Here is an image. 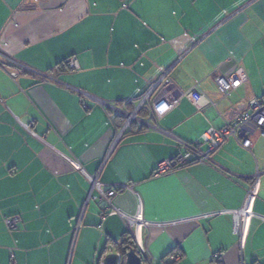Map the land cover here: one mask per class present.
Instances as JSON below:
<instances>
[{
  "label": "crops",
  "instance_id": "crops-1",
  "mask_svg": "<svg viewBox=\"0 0 264 264\" xmlns=\"http://www.w3.org/2000/svg\"><path fill=\"white\" fill-rule=\"evenodd\" d=\"M6 58L52 79H12ZM238 69L246 80L224 95L214 78ZM195 86L199 102L186 96ZM263 94L264 0H0V264H102L128 232L63 156L98 173L103 189L135 185L112 204L151 222L141 236L154 264H264L258 133L250 150L229 138L208 161L153 176L181 143L207 151L201 135ZM256 174L241 241L221 211L241 207ZM13 214L22 221L10 231L4 216Z\"/></svg>",
  "mask_w": 264,
  "mask_h": 264
},
{
  "label": "built area",
  "instance_id": "built-area-1",
  "mask_svg": "<svg viewBox=\"0 0 264 264\" xmlns=\"http://www.w3.org/2000/svg\"><path fill=\"white\" fill-rule=\"evenodd\" d=\"M6 59L12 62L14 65V69L8 71V74L12 79H15L17 75L23 71L32 72L33 74L41 76L46 80L52 79L47 73L31 69L30 67H27L21 63L14 62L10 58ZM64 64L70 70H74L77 68V62L74 57L65 59ZM245 80L246 75L242 69H238L237 71L232 72L227 76L218 75L214 78V82L222 90L224 95H228L232 89L239 86ZM156 86L157 84L151 87L142 95L133 112L126 114L127 120L122 126L118 137L113 143V146L115 145L123 131L126 129L130 121L136 116V113L144 107V105L152 95L153 90H155ZM186 96L189 97V99H191L193 102H199L205 97V94L199 91L198 87L195 86L186 92ZM172 105V102L163 103V106H165L166 108L171 107ZM83 106L85 107L86 105L83 104ZM23 127L26 131L33 134L28 125L24 124ZM254 133H258L259 136L264 138V94L260 98L250 100L247 105L239 113L236 114L234 118L225 122L222 128H210L205 131L201 135V141L208 144L207 151H200L198 149L197 143H181L182 151L172 157H168L158 162L153 171V176L158 177L173 174L178 169L186 167L194 162L208 161L210 158V152L218 148L229 138H234L241 147L246 150H250L251 140L249 137ZM63 157L74 167V169H76L89 181L92 189H96L99 191L100 197L102 201L105 202L107 207H109L111 211L115 212L122 218V220L125 222L128 233L133 238L139 255L142 257L144 263L154 264L153 256L147 246V242H144L141 236L142 228H148L151 222L144 219L142 213L139 210H137L134 214L128 215L112 204V197L121 190H127L136 193L135 185L132 183L124 182L103 189V184L98 179V173L89 174L85 167L78 161V159L67 156ZM258 188L259 174H256L253 181L246 189L241 207L235 210L221 211L229 213L232 216V230L234 233L239 235L241 241L247 232L245 223L246 219L247 217L250 218L254 214L252 212V205L258 193ZM103 216L104 213L102 212L101 217ZM21 221V217L17 214L4 216L5 225L10 231L16 229ZM117 255V263L120 264V253H117ZM177 258L178 257H174V259Z\"/></svg>",
  "mask_w": 264,
  "mask_h": 264
},
{
  "label": "water",
  "instance_id": "water-1",
  "mask_svg": "<svg viewBox=\"0 0 264 264\" xmlns=\"http://www.w3.org/2000/svg\"><path fill=\"white\" fill-rule=\"evenodd\" d=\"M117 253H120V264H145L142 257L132 247H130L124 254L118 251H111L105 254L102 258V264H118Z\"/></svg>",
  "mask_w": 264,
  "mask_h": 264
},
{
  "label": "trees",
  "instance_id": "trees-1",
  "mask_svg": "<svg viewBox=\"0 0 264 264\" xmlns=\"http://www.w3.org/2000/svg\"><path fill=\"white\" fill-rule=\"evenodd\" d=\"M141 111V109L137 112V114ZM115 249L118 252H121L122 254H124L130 247L134 248L135 251L139 254L136 245L133 241V238L131 237V235L127 232L125 237L122 239V241L118 244L115 245ZM123 264V263H122Z\"/></svg>",
  "mask_w": 264,
  "mask_h": 264
}]
</instances>
